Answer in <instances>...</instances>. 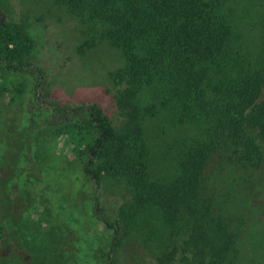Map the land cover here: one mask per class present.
<instances>
[{"label": "trees", "instance_id": "1", "mask_svg": "<svg viewBox=\"0 0 264 264\" xmlns=\"http://www.w3.org/2000/svg\"><path fill=\"white\" fill-rule=\"evenodd\" d=\"M54 3L79 27V48L105 43L120 55L112 71L111 114L93 104L84 132L65 126L78 142L73 153L82 151V143L88 147L83 170L94 182L96 202L105 179L130 191V205L116 216L108 218L98 206L103 225L114 232L113 244L137 221L170 228L180 221L192 242L209 250L207 264H224L235 231L232 221L216 214L219 203L202 179L210 157L226 149L264 182V14L246 18L239 0ZM0 4L6 15L13 12L9 0ZM254 31L258 43L252 48ZM30 48L24 24L6 20L0 27V65L28 71ZM157 116L167 126L160 140L149 130ZM58 120L70 123L72 113ZM177 126L190 130L176 138Z\"/></svg>", "mask_w": 264, "mask_h": 264}, {"label": "rangeland", "instance_id": "2", "mask_svg": "<svg viewBox=\"0 0 264 264\" xmlns=\"http://www.w3.org/2000/svg\"><path fill=\"white\" fill-rule=\"evenodd\" d=\"M239 2L246 18L264 14V0ZM9 4V15L0 4V27L9 18L24 24L31 48L28 71L0 65V264H207L209 250L194 244L180 221L172 228L137 221L113 244L114 232L103 225L98 206L108 218L116 216L130 205V191L105 179L98 204L94 182L83 170L88 147L82 143V151L73 153L78 142L65 126L84 132L93 104L111 114L112 71L120 55L105 43L79 48V27L54 0ZM255 31L249 35L252 48ZM37 81L42 88L35 87ZM68 111L70 123L58 120ZM150 123L156 140L166 136L160 117ZM189 130L172 127V134L178 138ZM202 181L219 203L216 214L232 221L235 231L224 264H264L262 178L223 149L207 161Z\"/></svg>", "mask_w": 264, "mask_h": 264}]
</instances>
